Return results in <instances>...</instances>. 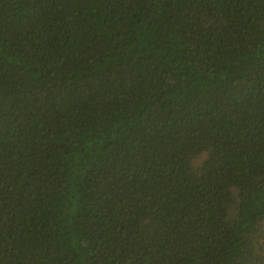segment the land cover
<instances>
[{
  "label": "trees",
  "instance_id": "obj_1",
  "mask_svg": "<svg viewBox=\"0 0 264 264\" xmlns=\"http://www.w3.org/2000/svg\"><path fill=\"white\" fill-rule=\"evenodd\" d=\"M0 264H264V0H0Z\"/></svg>",
  "mask_w": 264,
  "mask_h": 264
}]
</instances>
